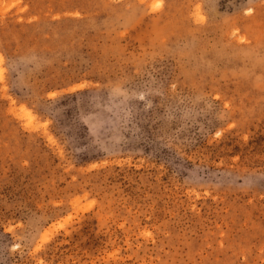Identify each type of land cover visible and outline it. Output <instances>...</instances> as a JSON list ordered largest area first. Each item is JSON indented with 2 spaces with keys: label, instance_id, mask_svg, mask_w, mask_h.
<instances>
[{
  "label": "rangeland",
  "instance_id": "obj_1",
  "mask_svg": "<svg viewBox=\"0 0 264 264\" xmlns=\"http://www.w3.org/2000/svg\"><path fill=\"white\" fill-rule=\"evenodd\" d=\"M0 264H264V0H0Z\"/></svg>",
  "mask_w": 264,
  "mask_h": 264
}]
</instances>
